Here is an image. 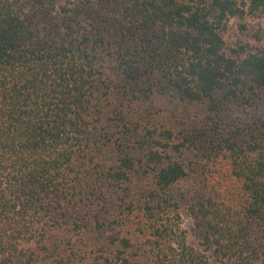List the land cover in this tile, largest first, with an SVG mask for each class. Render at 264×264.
I'll list each match as a JSON object with an SVG mask.
<instances>
[{"label":"trees","instance_id":"16d2710c","mask_svg":"<svg viewBox=\"0 0 264 264\" xmlns=\"http://www.w3.org/2000/svg\"><path fill=\"white\" fill-rule=\"evenodd\" d=\"M234 18L264 0H0V264H264V39L229 54Z\"/></svg>","mask_w":264,"mask_h":264},{"label":"rangeland","instance_id":"374dc122","mask_svg":"<svg viewBox=\"0 0 264 264\" xmlns=\"http://www.w3.org/2000/svg\"><path fill=\"white\" fill-rule=\"evenodd\" d=\"M223 36L226 40L227 51L236 56L242 49L252 50L258 44V38L264 39V19H231L224 27ZM176 244H183L200 249L193 220L184 215L180 220L179 229L175 236Z\"/></svg>","mask_w":264,"mask_h":264}]
</instances>
